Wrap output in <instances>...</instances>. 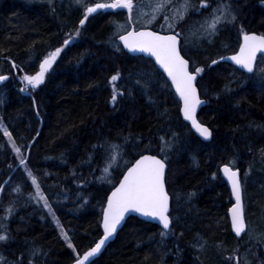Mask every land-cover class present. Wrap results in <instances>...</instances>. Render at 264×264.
Here are the masks:
<instances>
[{"label": "trees", "instance_id": "1", "mask_svg": "<svg viewBox=\"0 0 264 264\" xmlns=\"http://www.w3.org/2000/svg\"><path fill=\"white\" fill-rule=\"evenodd\" d=\"M106 1L111 0L85 3ZM218 2L208 0L211 7L191 12L178 27L183 33L189 28L187 34L199 28ZM228 2L237 13L235 24H222L212 38L191 36L189 47L181 41L191 69L205 68L197 85L206 100L197 118L212 132L205 142L182 120L173 90L152 61L128 55L117 42L114 22L128 24L123 10L98 11L81 26L84 7L76 0H0V75L8 77L0 84V232L6 226L10 237L0 242V264L72 263L100 237L109 191L143 153L167 156L172 232L162 237L163 229L156 224L129 216L90 264H233L236 257L245 259L244 264H258L252 257L255 250L249 248L250 241L264 243V73L258 61L250 75L211 61L237 49L241 26L264 34V3ZM191 3L199 7L200 0ZM77 29L76 39L64 46ZM56 48L62 51L44 83L34 91H22L21 77L35 74ZM117 72L115 87L123 95L113 103L109 81ZM165 109L167 114L161 115ZM3 128L21 148L26 167ZM109 143L123 145L122 158L110 169L112 183L98 179ZM165 143L170 146L162 152ZM221 164L242 173L245 219L255 234L244 243L249 232L240 237L231 232V197L219 173ZM29 170L75 252L43 201L32 199L30 193L35 195L36 189ZM241 175H248L247 183ZM17 187L19 193L14 191ZM190 193H195L191 199ZM34 249L40 251L32 256Z\"/></svg>", "mask_w": 264, "mask_h": 264}, {"label": "snow or ice", "instance_id": "2", "mask_svg": "<svg viewBox=\"0 0 264 264\" xmlns=\"http://www.w3.org/2000/svg\"><path fill=\"white\" fill-rule=\"evenodd\" d=\"M51 2V0H49ZM78 5L84 7V18L79 21L83 26L85 21L97 10L101 9H126L128 12V20L132 22L133 13H136V22L142 23V30L126 31V34H119L126 30L125 25L115 23L116 33L118 40L123 42L124 48L133 52L147 53L152 57H155V62L163 69L167 74V77L171 81V86L175 88L176 94L179 96L182 106L180 112L183 115L185 121L191 123L192 129L195 130L199 136L204 139H209L212 135L211 130L197 119V108L204 103L200 98L198 91V77L202 78V74L205 68L202 66H195L190 70V61L182 54L183 47L181 41L183 40V46H187L188 39L184 37V34L176 31L177 26L189 15L191 12H199L201 8H208L211 5L208 0H200L199 7L193 5L191 0H154L151 5V12H144L143 0L137 3V0H112L111 3H95L90 5L85 3V0H76ZM264 3V0H261ZM163 16V24L160 25L162 31H167L168 34H161V32L149 30L146 26L152 25ZM237 20L236 10L228 0H219L215 7H212V11L208 17H205L203 22L200 23L199 28L189 32V36L214 37L220 30L222 24H235ZM242 35V42L239 44V50L230 57L221 56L219 61L231 60L240 69L245 70L248 74H254V68L256 67L257 54L259 53L264 57V34L249 33L240 29ZM76 35H79V29L76 31ZM71 38L66 39L63 43L64 46H68L71 43ZM116 50L119 51V45L115 40L112 41ZM62 48H56L48 56H46L42 62L39 63V70L33 75H24L21 77V81L27 86H31L32 89L38 88L44 83L45 75L60 55ZM218 60H212L211 64L216 65ZM13 68L18 67L15 63L12 64ZM260 72L264 73V68H260ZM5 75H0V82L7 79ZM120 79V73L117 72L112 75L109 83L113 84V94L111 101L115 103L118 95H123L115 87V82ZM137 84H141L140 80H137ZM147 83L141 85L146 87ZM226 90H230L226 86ZM167 110L161 115H166ZM3 126L0 125V128ZM4 135L8 138L11 144L12 150L20 158L21 165H25V159L21 155V148L15 143L12 135L6 128H3ZM163 137L161 140L163 141ZM170 145L167 143L161 147L162 152H166ZM100 147H104L101 145ZM123 151V145L109 143L105 149V166L102 169V175L98 177L102 182L112 183L111 176L115 165L118 164V158L121 157ZM167 156L164 159L158 158L156 155L141 154L138 159H135L134 163H130L126 172L123 173V178L119 180L118 185H114L111 194L107 196L106 206L103 208V236L94 243V246L90 247L87 251H84L82 255H77L75 264H89L91 258H94L99 254L106 242L117 232L118 225L125 219V215L128 213H139L145 217H151L157 221L159 225H162V231L160 235L166 236L172 232L171 225L173 219L170 217V195L166 188V161ZM230 163H235L231 161ZM223 173L227 177L231 184L232 196L235 198V203L229 209L231 213L232 228L237 236L245 232L246 221L244 216V207L242 203V183L240 179L239 169H233L229 165L223 166ZM28 176L32 179V184L35 186L36 192L32 196V199L38 203L43 201L44 208L52 212V206L44 193L40 189V184L37 183V179L33 176L32 172L28 171ZM2 190V189H0ZM17 193L20 192V188L14 189ZM195 193L189 194V199L194 196ZM14 211L13 208H9L8 212L11 214ZM57 226L61 227L59 221H56ZM62 235L67 241V246L75 252V247L69 240L66 232L61 227ZM6 226L3 232H0V242L7 241L10 237L6 234ZM203 247V245H201ZM40 249H34L32 256L39 253ZM4 264H7L5 261ZM17 264H20L17 261ZM31 264V261H30Z\"/></svg>", "mask_w": 264, "mask_h": 264}, {"label": "water", "instance_id": "3", "mask_svg": "<svg viewBox=\"0 0 264 264\" xmlns=\"http://www.w3.org/2000/svg\"><path fill=\"white\" fill-rule=\"evenodd\" d=\"M263 7H264V4H263ZM101 10H105V9H101ZM97 11H99V10H97ZM148 29H149V30H153V29H151V28H148ZM131 30L139 31V30H142V28H137V29H135L133 26H131V27H129V29L126 30V31H131ZM126 31L123 32V33H121V34H126ZM153 31H156V30H153ZM158 32H160V31H158ZM249 33H256V34H258V35L261 34V33L254 32V31H249ZM161 34H168V33H167V32H161ZM116 39H117V41L120 43V45L122 46L123 50H124L128 55H131V56H142V57H144V58H149V59H151V61L153 62V64L156 66V68H157L159 71H161V72L163 73V75L165 76V78L167 79V81L169 82V84L171 85V81H170V79L167 77V74H166V73L163 71V69H162V68H161V67L155 62V57H152L151 55H149V54H147V53H141V52H138V51H136V52L129 51L128 49L124 48V46H123V42L118 40V36H117ZM241 42H242V35H241V37H240V43H241ZM240 43H239V44H240ZM238 50H239V45H238V47H237V49H236L235 52H233V53H229V54H224V55H221V56L230 57V56H232L233 54H235ZM221 56H220V57H221ZM259 56H260V54L258 53V54H257V59H258ZM220 57H219V58H220ZM185 58H186V57H185ZM219 58L217 59L218 61H219ZM186 59H187V58H186ZM219 62L230 64L231 66L237 68L239 71H241V72H243V73H245V74H248L245 70L240 69L239 66L235 65L234 62H232L231 60H224V61H219ZM256 62H257V61H256ZM254 71H255V68H254ZM248 75H250V74H248ZM171 87H172V90H173L175 96L177 97V99H178V101H179V113H180V116H181L182 120H183L184 122H186V123L190 126V129L192 130V132H193L198 138H200L202 141H205V142L210 141L211 138H212V135H211V137H210L209 139H204L203 137L199 136V134L196 133L194 129H192V127H191V123H190L189 121H185V120L183 119V115H182V113L180 112V108H181V106H182V102L180 101L179 96L176 94V92H175V88H174L173 86H171ZM198 91H199V90H198ZM200 98H201V97H200ZM201 99L204 101V103H203L202 105H200V106L197 108V114H198L199 110H200L203 106L206 105V100L203 99V98H201ZM197 119H198V118H197ZM198 121H199V119H198ZM204 125H205V124H204ZM205 126H207V125H205ZM207 127H208V126H207ZM208 128H209V127H208ZM209 129H210V128H209ZM143 154H145V155H155V154H151V153H143ZM139 156H140V155H139ZM139 156H138L136 159H138ZM156 156H157L158 158H160L158 155H156ZM134 161H135V160H133L132 163H134ZM224 165H228V164H221V165L219 166V173H220V176L222 177V179L225 181V183H226V185H227V187H228V189H229V192H230V197H231V202H232V204H231V206L228 208V211H227V217H228V221H229V224H230L231 232H232L234 235H236V233L234 232V230H233V228H232V223H231V213H230V211H229V209H230V208L232 207V205L235 203V198H234V196H232L231 184H230V182L228 181L227 177H226V176L224 175V173H223V170H222V169H223V166H224ZM129 166H130V165H129ZM229 166H230V165H229ZM230 167H231V166H230ZM233 169L235 170V169H238V168H233ZM126 170H127V168L125 169L124 172H126ZM166 171H167V165H166ZM124 172H123V173H124ZM123 173H122L121 177L119 178V180L123 178ZM239 173H240V170H239ZM165 174H166V173H165ZM119 180H118V182H119ZM118 182H117L115 185H118ZM112 188H113V187H112ZM166 188H167V187H166ZM111 190H112V189H111ZM111 190L109 191L108 195L111 194ZM108 195H107V196H108ZM169 195H170V194H169ZM106 201H107V197H106ZM242 203H243V196H242ZM105 206H106V202H105L104 207H105ZM243 207H244V205H243ZM170 211H171V196H170ZM129 216H135V217H137V218H139V219H142V220H144V221H147V222H150V223L156 224L157 226H159L160 228H162V225H159L158 222L155 221V220H153L151 217H145V216L140 215L139 213H128V214L125 215V219L121 222V224L118 225V227H117V232H116V233H115V234H114V235H113V236H112V237L106 242V244H105V246L102 248L101 252H100L99 254H97L96 257L91 258V261L89 262V264H90L93 260H95L96 258H98V257L100 256V254L105 250V248L109 245V243H111V242L115 239V237H116L118 231L122 228L123 224L125 223L126 219H127ZM102 219H103V210H102L101 222H100L101 235H100V237H99L95 242H97V241L103 236ZM246 230H247V225H246L245 232H246ZM245 232L241 233L239 236H242L243 234H245ZM236 236H237V235H236ZM95 242H94V243H95ZM94 243H93L92 246H94ZM92 246H91V247H92ZM88 249H89V248H88ZM88 249H87V250H88ZM87 250H86V251H87ZM82 254H83V253H82ZM82 254H81V255H82ZM70 264H75V259H74L73 262L70 263Z\"/></svg>", "mask_w": 264, "mask_h": 264}, {"label": "rangeland", "instance_id": "4", "mask_svg": "<svg viewBox=\"0 0 264 264\" xmlns=\"http://www.w3.org/2000/svg\"><path fill=\"white\" fill-rule=\"evenodd\" d=\"M112 2V0L111 1H106V2H94V3H92V4H90V5H94L95 3H111ZM154 2V0H143V4H144V8H143V11L144 12H148V13H150L151 12V5H152V3ZM137 3H139L138 1H137ZM112 10H115V9H112ZM119 10H123L124 11V13L126 14V17H127V19H128V12H127V10L126 9H119ZM142 21L140 22V23H137L136 22V13L134 12L133 13V20H132V22H129V20H128V24H126L125 25V28H126V30L129 28V27H131V26H133L134 28H141L142 27ZM161 24H163V16H161L159 19H158V21L156 22V23H154V24H152V25H147L146 27H153V28H155V29H158V30H160V31H162L161 30V27H160V25ZM187 27H189V25L187 26ZM188 29L189 28H187V29H184L185 30V32L183 33V31L181 30V28L180 27H178L177 26V29H176V31H178V32H181V33H183L184 34V37L185 38H190V36H189V33L187 34V31H188ZM125 30V31H126ZM124 31V32H125ZM166 31V30H165ZM189 31H191V30H189ZM164 32V31H163ZM121 33H123V32H121ZM121 33H119V34H121ZM76 37H77V35L76 34H74V35H72L70 38H71V41L73 42L75 39H76ZM69 38V39H70ZM189 40L191 41V39H188V44H187V46L186 47H189V45H191V42H189ZM193 42H197V39H196V41L195 40H193L192 41V45H194V43ZM229 54V53H228ZM48 56V55H47ZM261 57V56H260ZM259 57V59H258V63H259V65H261L260 66V68H264V57L262 58H260ZM42 62V61H41ZM257 63V64H258ZM2 82H0V84H1ZM42 85V84H41ZM40 85V86H41ZM22 86H23V88H25V84L22 82ZM166 86V85H165ZM165 86H164V88L163 89H165ZM167 87V86H166ZM37 89V88H36ZM36 89H32L31 88V86L29 85V86H27V89H26V91H34V90H36ZM240 174H242V173H240ZM241 178L243 179L244 178V182L245 183H247L248 181H247V179H248V175H245V176H243V175H241ZM242 184H243V182H242ZM244 185V184H243ZM243 202H244V205H245V214L247 213L246 212V203H245V201L243 200ZM232 203V202H231ZM231 205V204H230ZM51 218H52V221L55 223V225H56V228H57V230L60 232V234H61V236L63 237V235H62V232H61V227H58L57 226V223H56V221L58 220L57 219V217L53 214V213H51ZM60 224V223H59ZM247 232H246V234L248 233V235H247V237H246V239H244L243 241H242V243H244V242H247V240H249V239H252V236L253 237H255L254 235V233H253V231H250V229H249V221H247ZM63 229V228H62ZM64 231V230H63ZM65 232V231H64ZM250 237V238H249ZM64 238V237H63ZM251 242V245H250V250H255L254 251V253L252 254V257H254V258H256L257 260H258V264H261V263H263L264 262V243H261V244H257V243H255V242H253V241H250ZM68 243V242H67ZM243 245H238V250H239V248L240 247H242ZM252 246H253V248H252ZM236 249V250H237ZM244 251V250H243ZM234 252V251H233ZM239 254V253H238ZM232 256H234V253L233 254H231ZM77 256V255H76ZM240 258V257H239ZM239 258H235L234 259V262H233V264H242L243 262H246V260L244 259L243 261L242 260H240ZM243 258V257H242ZM228 264H232V262H228ZM244 264V263H243Z\"/></svg>", "mask_w": 264, "mask_h": 264}, {"label": "bare ground", "instance_id": "5", "mask_svg": "<svg viewBox=\"0 0 264 264\" xmlns=\"http://www.w3.org/2000/svg\"><path fill=\"white\" fill-rule=\"evenodd\" d=\"M46 2H47V0H46ZM50 6V5H49ZM149 26V25H148ZM139 28V27H138ZM135 29H137V28H135Z\"/></svg>", "mask_w": 264, "mask_h": 264}]
</instances>
